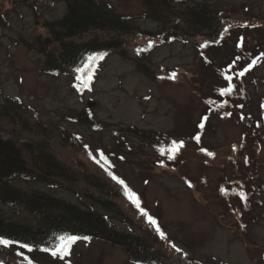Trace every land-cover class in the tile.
Segmentation results:
<instances>
[{
    "label": "rangeland",
    "instance_id": "1",
    "mask_svg": "<svg viewBox=\"0 0 264 264\" xmlns=\"http://www.w3.org/2000/svg\"><path fill=\"white\" fill-rule=\"evenodd\" d=\"M105 1L143 29L176 26L169 18L162 23L143 17L139 0ZM199 3L226 11L231 30L221 43L208 45L203 35L196 40L172 31L152 47L146 69L138 68L131 51L132 59L112 52L83 82L49 75L38 50L44 21L62 18L67 2L0 0V135L20 144L36 138L3 115L9 100L16 101L28 124L50 130L52 152L80 176L63 189L30 177L13 184L79 203L77 193L100 195L91 180L109 184L113 204L126 215L113 219L115 227L147 237L169 262L172 257L174 264L183 263L174 256L178 248L195 264H264V70L256 55L264 50V0H176L171 11ZM85 108L100 130L71 119ZM60 126L76 134V147L60 143ZM130 128L161 142L148 146L144 134L136 138ZM174 143L183 146L174 149ZM109 173L137 195L155 225ZM0 216L25 225L38 220L20 205L1 203ZM3 257L0 264H136L123 249L101 240L77 241L62 258L19 246L6 247Z\"/></svg>",
    "mask_w": 264,
    "mask_h": 264
},
{
    "label": "trees",
    "instance_id": "2",
    "mask_svg": "<svg viewBox=\"0 0 264 264\" xmlns=\"http://www.w3.org/2000/svg\"><path fill=\"white\" fill-rule=\"evenodd\" d=\"M62 1L67 2V11L56 22L44 21L45 34L37 39L38 50L45 58L44 66L49 75H65L75 81L84 82L92 74L89 73V67L92 72L99 59L90 61V57H102L117 52L121 58L132 59L129 54L131 51L138 68L144 70L147 68L146 56L157 42L166 40L169 32L181 31L183 36L196 40L203 35L204 40L210 45L216 41L221 43L224 35L231 30L226 20V11L203 3L173 13L171 9L176 0H139L144 8L143 17L148 16L162 23L169 18L176 23V26L171 28L166 26L163 30L150 31L136 25L132 17L120 15L105 0ZM35 15L37 18L40 17L38 12ZM181 23L185 26L180 30L178 27ZM244 25L245 22L241 27L243 31ZM174 32L172 35L176 34ZM261 44L264 47V42ZM140 49L145 51H138ZM256 55L257 66L264 70L263 48L258 50ZM4 107L3 115L10 117L13 125L20 124L22 130L29 131L28 133L35 135L36 138L32 143L20 144L10 136L0 135V203L20 205L38 220L31 225H25L8 222L0 216V239L13 241L11 246L20 247L21 244H27L39 252L50 253L42 249L56 246L61 236H77L81 238L77 241L101 240L119 247L125 251L129 260L136 264H171L177 260L168 257L171 260L169 262L166 254L163 257L156 251L147 237L115 227L113 219L120 215L125 216L123 219L126 220V215L113 204L115 194L111 186L98 179L91 180L90 184L97 190L99 196L76 194L83 203L50 195L46 191L28 193L16 187L13 184L14 179L30 177L63 189V183L74 184L80 175L69 165L60 162L52 152L50 130L44 124H28L16 101L9 100ZM71 119L76 123H85L89 129H101V124L94 117V113L86 108ZM56 130L60 143L77 146L78 137L75 133H69L63 126ZM130 131L136 138L144 134L132 128ZM144 137L148 146L161 142L160 137L154 134H144ZM237 168L239 171L240 167ZM248 181L250 178L246 177L245 186ZM84 202L88 204L84 205ZM84 237L88 239L85 240ZM6 247L10 246L0 245V258L6 259L3 257ZM181 253L176 252L174 256L180 257L179 261L183 262L182 264H195L197 261Z\"/></svg>",
    "mask_w": 264,
    "mask_h": 264
},
{
    "label": "snow or ice",
    "instance_id": "3",
    "mask_svg": "<svg viewBox=\"0 0 264 264\" xmlns=\"http://www.w3.org/2000/svg\"><path fill=\"white\" fill-rule=\"evenodd\" d=\"M151 45H149L150 47ZM138 51H145V49H140ZM97 59H102V57H90L89 60L90 61H95ZM79 71V70H78ZM89 73H91V67H89ZM238 75L240 76H243L244 73L243 72H240L238 73ZM175 76V73H173V77ZM89 81L91 80V75H89L88 77ZM85 87H88V83H85L84 85ZM89 90H91L89 88ZM227 91V90H225ZM201 127H203V125H201ZM200 137L197 136L196 137V140L199 141ZM182 143L180 145H176L174 143V149H178L179 147H182ZM210 154V153H209ZM100 158L104 160V164H107L108 161H107V158L104 157L103 153H100ZM93 159L97 162V163H100V160H97L95 157H93ZM104 164H101L100 166L101 167H104ZM109 175H112V173H109ZM112 179L115 180L117 183L123 185L124 187V191H125V195L128 197V199L137 207V208H140V201H139V198L137 197V195L135 193H133L129 188L128 186L124 183L123 180L119 179L118 177H116L115 175H112ZM245 200H246V197H243ZM140 211L143 215L147 216L148 217V221L150 224H153L155 225L157 222L151 217L148 215L147 212H145L142 208H140ZM157 231L160 232V229L159 227L157 226ZM160 235H161V238H165L164 237V233L163 232H160ZM81 239L80 237H77V236H61L59 237V243L52 247V248H44L42 249V251H45V252H50L52 256H60L61 258L64 257L65 255H68L70 254V250H71V245L76 242L77 240ZM83 239L87 240L88 237H84ZM14 242L11 241V240H6V239H0V245H3V246H11ZM20 247L22 248H27L28 251H32V248L27 245V244H21ZM175 247V246H173ZM177 252L180 251V249H176ZM27 259V258H26ZM29 264H32L31 261H29Z\"/></svg>",
    "mask_w": 264,
    "mask_h": 264
}]
</instances>
